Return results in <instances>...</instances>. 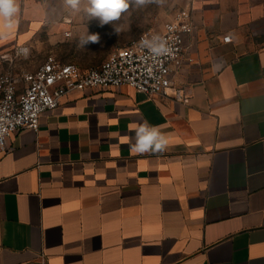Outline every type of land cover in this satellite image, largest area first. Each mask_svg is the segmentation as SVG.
Segmentation results:
<instances>
[{
  "label": "crops",
  "instance_id": "1",
  "mask_svg": "<svg viewBox=\"0 0 264 264\" xmlns=\"http://www.w3.org/2000/svg\"><path fill=\"white\" fill-rule=\"evenodd\" d=\"M34 1L19 0L11 30L0 25V69L19 48L57 52L65 30L89 33L76 13ZM192 9L193 61L173 77L187 102L128 85L72 91L10 139L0 264H264V44L245 48L239 33L248 0ZM151 22L126 18L124 30ZM145 120L166 135L164 152L130 151L129 125Z\"/></svg>",
  "mask_w": 264,
  "mask_h": 264
},
{
  "label": "built area",
  "instance_id": "2",
  "mask_svg": "<svg viewBox=\"0 0 264 264\" xmlns=\"http://www.w3.org/2000/svg\"><path fill=\"white\" fill-rule=\"evenodd\" d=\"M194 31L193 13L184 9L160 29L146 30L124 47L115 48L98 66L82 68L49 54L36 70L0 73V158L17 132L23 128L37 131L43 113L57 107L72 91L128 85L147 96L167 97L174 90L176 99L187 102L185 88H174L173 77L184 63L193 61L187 39ZM71 34L65 32L66 37ZM153 35L162 36L171 52L156 57L141 46L142 40ZM223 40L231 38L227 35ZM24 49L18 53L26 54Z\"/></svg>",
  "mask_w": 264,
  "mask_h": 264
},
{
  "label": "rangeland",
  "instance_id": "3",
  "mask_svg": "<svg viewBox=\"0 0 264 264\" xmlns=\"http://www.w3.org/2000/svg\"><path fill=\"white\" fill-rule=\"evenodd\" d=\"M33 5L35 1L32 0ZM193 1L194 0H166L163 5L151 4L144 8H137L135 6H130L128 11L124 13L121 19L117 22H114L113 27H122L120 34H115L112 25H105L103 28L98 26V21L96 19H89L83 12L81 13H72L71 10L67 9L64 5V0H45L47 8L51 9H62L66 12V16L71 18V14H75V20L79 22H85L90 27L89 34L99 33L100 42L99 43H89L84 47L80 46L79 38L83 34H76L75 32L71 37H65L64 41L58 46L57 52L52 50H44L41 46L31 45L28 55L15 54L10 55L7 61L1 63L0 73L7 70H11L16 74L21 73L23 70L33 71L36 70L41 63L44 61L47 55L51 53H56L58 59L63 62H72L76 64H83V66H98L100 65L106 57L112 52L115 48L124 47L132 39H135L142 32L149 30L147 28H130L129 30H124V20L126 18L133 19L134 25L136 22L141 21L142 19H149L152 27L160 29L164 23L168 22L175 13L178 11L189 9L193 13ZM234 5L237 4L238 0H228ZM252 3V9L255 11L262 9V15L259 17V20L264 21V0H248ZM244 4V3H243ZM249 6V5H248ZM247 8V5L244 4L243 8ZM236 8L238 6L236 5ZM253 10L250 14H244V18L247 21V24L239 31L242 37L247 40L245 48L251 46H258L264 44V24L260 28L254 27L253 22ZM72 19V18H71ZM66 19L63 17L60 21L64 22ZM250 21V22H249ZM50 23H53V21ZM56 22H54L55 24ZM253 24V25H252ZM68 28V27H67ZM66 28V29H67ZM68 31V30H65ZM128 33V37H124V33ZM65 33V32H64ZM44 35V34H43ZM16 50V49H15ZM9 58H11L9 60Z\"/></svg>",
  "mask_w": 264,
  "mask_h": 264
},
{
  "label": "clouds",
  "instance_id": "4",
  "mask_svg": "<svg viewBox=\"0 0 264 264\" xmlns=\"http://www.w3.org/2000/svg\"><path fill=\"white\" fill-rule=\"evenodd\" d=\"M166 0H64V5L73 13L83 12L89 19H96L98 26L112 25L115 34H120L122 27H113L114 22L121 19L130 6L144 8L151 4L163 5ZM20 12L19 0H0V25L11 30L17 23ZM99 33L81 35L79 43L84 47L89 43H99ZM141 46L149 50L156 57L171 52L167 41L160 35H153L151 39L142 40ZM25 53L27 49L23 50ZM134 132V143L130 145L133 154H156L164 152L168 147V139L160 126L150 125L146 120L139 124L129 125Z\"/></svg>",
  "mask_w": 264,
  "mask_h": 264
},
{
  "label": "bare ground",
  "instance_id": "5",
  "mask_svg": "<svg viewBox=\"0 0 264 264\" xmlns=\"http://www.w3.org/2000/svg\"><path fill=\"white\" fill-rule=\"evenodd\" d=\"M69 21V20H68Z\"/></svg>",
  "mask_w": 264,
  "mask_h": 264
}]
</instances>
